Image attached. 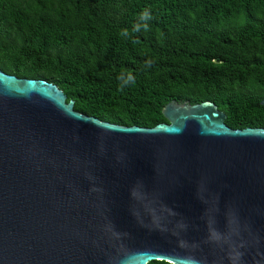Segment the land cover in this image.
Wrapping results in <instances>:
<instances>
[{
    "label": "water",
    "instance_id": "95a60500",
    "mask_svg": "<svg viewBox=\"0 0 264 264\" xmlns=\"http://www.w3.org/2000/svg\"><path fill=\"white\" fill-rule=\"evenodd\" d=\"M73 105L0 71V264H264V129L210 102L153 128Z\"/></svg>",
    "mask_w": 264,
    "mask_h": 264
},
{
    "label": "trees",
    "instance_id": "16d2710c",
    "mask_svg": "<svg viewBox=\"0 0 264 264\" xmlns=\"http://www.w3.org/2000/svg\"><path fill=\"white\" fill-rule=\"evenodd\" d=\"M0 71L112 125L167 123L174 101L264 129V0H0Z\"/></svg>",
    "mask_w": 264,
    "mask_h": 264
}]
</instances>
